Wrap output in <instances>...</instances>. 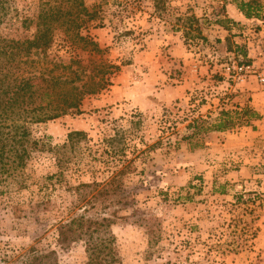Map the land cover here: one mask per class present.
<instances>
[{"label": "rangeland", "instance_id": "rangeland-1", "mask_svg": "<svg viewBox=\"0 0 264 264\" xmlns=\"http://www.w3.org/2000/svg\"><path fill=\"white\" fill-rule=\"evenodd\" d=\"M45 1L9 0L19 21L3 34L32 37L35 29H22L21 20ZM84 1L100 19L82 34L121 69L106 90L85 99L82 113L29 125L48 145L32 155L23 187L22 179L0 185V264L32 247L57 251L60 264L87 262L84 243L58 247L57 225L78 202L76 186L106 183L120 171L128 205L106 211H119L112 227L117 264H264V134L255 129L247 151L227 161L217 160L213 132L194 139L204 147L193 151L184 139L194 120L217 122V87L232 63L226 49L233 45L217 31L227 0ZM256 2L264 21V0ZM256 20L245 27L261 43L264 25ZM62 45L49 58L100 62L63 38ZM74 132L86 136L69 144Z\"/></svg>", "mask_w": 264, "mask_h": 264}, {"label": "trees", "instance_id": "trees-1", "mask_svg": "<svg viewBox=\"0 0 264 264\" xmlns=\"http://www.w3.org/2000/svg\"><path fill=\"white\" fill-rule=\"evenodd\" d=\"M238 7L247 19H262L261 6L256 0ZM15 16L9 0H0V185H10L22 179L20 185L23 187L32 155L44 151L48 145L45 139L32 135L29 125L82 113L85 99L106 90L111 85L110 76L119 72L121 67L104 59L106 50L82 34L100 19L96 7L90 11L84 0L43 2L33 18L21 20L22 29H35L32 37L24 39L9 38L2 32L19 21ZM218 23L227 27L222 20ZM62 38L70 47L101 57L100 62H83L78 56L71 58L69 63L49 58L54 46L64 48ZM256 118L251 108L233 114L223 111L220 120L213 125L194 120L190 124L192 134L184 139L190 143L192 151L201 149L204 144H194V139L201 140L204 134L225 132L236 126H249ZM85 136L82 132L71 133L68 143L74 144L77 138ZM123 174L124 171H120L106 183L76 186L78 202L71 208L68 218L57 225L59 248L65 250L76 243H84L87 253L84 264L120 263L112 246V227L119 218V211L114 210L110 215L106 211H110L114 204L128 205L125 196L123 200L120 198ZM155 243L150 240V249ZM13 264L60 262L57 251L40 252L32 247Z\"/></svg>", "mask_w": 264, "mask_h": 264}, {"label": "crops", "instance_id": "crops-1", "mask_svg": "<svg viewBox=\"0 0 264 264\" xmlns=\"http://www.w3.org/2000/svg\"><path fill=\"white\" fill-rule=\"evenodd\" d=\"M224 4L227 11L222 18L227 27H222L217 23V25H219L217 26V31L224 34L225 39L222 38L223 41L227 40L233 45L230 49H226L229 60L250 62L258 67L264 66V30L259 32V36L263 41L261 43L252 42L248 37L250 30L248 29L247 32L245 25L255 22L256 19H247L239 10L238 5L230 0L225 1ZM256 21L264 25V21ZM224 75L226 76L227 74L225 73ZM228 87L227 80H223L217 87V122L220 120L223 111H231L233 114L234 111L241 112L247 108L253 109L257 118L251 121V125L242 126V128L239 129V133L235 134V131L237 132L238 129L236 130L234 128L225 132L212 133L215 137H213V140L215 142L217 140V160L219 161L237 158L239 157V154L237 155L238 152L247 151L245 147L251 144V137H255V129H258L259 135L264 134V86L258 83L256 77H251L247 84L239 89L232 90L236 93L235 95L232 94V91L228 90ZM224 90L229 91L232 96L229 98L224 97L228 94L227 92H223ZM225 98L227 102H230L229 105L228 103L225 104ZM244 155L245 153L243 154V159ZM241 162L243 161L241 160ZM245 164L244 162V167L246 166ZM244 172L245 168H242L238 174L243 175Z\"/></svg>", "mask_w": 264, "mask_h": 264}, {"label": "built area", "instance_id": "built-area-1", "mask_svg": "<svg viewBox=\"0 0 264 264\" xmlns=\"http://www.w3.org/2000/svg\"><path fill=\"white\" fill-rule=\"evenodd\" d=\"M227 71L229 88L239 89L247 84L251 77H256L258 83L264 86V66L258 67L245 61H232Z\"/></svg>", "mask_w": 264, "mask_h": 264}]
</instances>
